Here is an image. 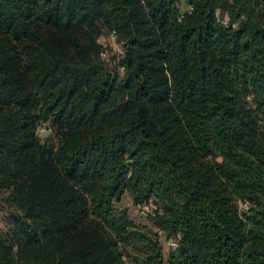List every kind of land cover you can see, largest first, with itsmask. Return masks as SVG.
Segmentation results:
<instances>
[{"label": "trees", "instance_id": "obj_1", "mask_svg": "<svg viewBox=\"0 0 264 264\" xmlns=\"http://www.w3.org/2000/svg\"><path fill=\"white\" fill-rule=\"evenodd\" d=\"M3 210L0 264H264V0H0Z\"/></svg>", "mask_w": 264, "mask_h": 264}, {"label": "rangeland", "instance_id": "obj_2", "mask_svg": "<svg viewBox=\"0 0 264 264\" xmlns=\"http://www.w3.org/2000/svg\"><path fill=\"white\" fill-rule=\"evenodd\" d=\"M184 8L185 9L187 8L186 4L183 5V9ZM110 42L111 43L107 44V46L109 47L108 51L106 52L107 54L105 55V57L107 58H110L116 51H119L121 49L120 45L117 44L115 41L111 40ZM47 126H49V124H47ZM47 126L42 125L40 127V134L42 135L43 139L48 137L51 132L50 129H47ZM121 205L127 210L130 217L134 219L136 222L143 223L145 225L151 226L154 229H156L152 222L151 216L147 214L149 213V209L150 210L152 209L153 204L147 203V204L141 205V203H137L130 194L126 193L123 197ZM2 213H3V218L1 217ZM2 213H0V229L1 231H6L5 229L6 220L4 218L5 210H3ZM171 240H175V239H168L167 236H164L161 234V244L163 248L162 251L165 257L164 258L165 264H168V257L172 253L171 250L174 249L171 244Z\"/></svg>", "mask_w": 264, "mask_h": 264}, {"label": "built area", "instance_id": "obj_3", "mask_svg": "<svg viewBox=\"0 0 264 264\" xmlns=\"http://www.w3.org/2000/svg\"><path fill=\"white\" fill-rule=\"evenodd\" d=\"M225 23L227 24V21H225ZM171 244H172V246H173L174 249L177 247V241L176 240H171Z\"/></svg>", "mask_w": 264, "mask_h": 264}]
</instances>
